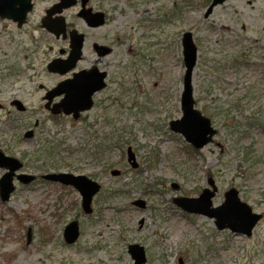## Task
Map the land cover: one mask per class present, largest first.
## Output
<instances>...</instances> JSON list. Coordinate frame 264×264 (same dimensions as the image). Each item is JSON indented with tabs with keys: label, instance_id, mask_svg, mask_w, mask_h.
Here are the masks:
<instances>
[{
	"label": "rangeland",
	"instance_id": "374dc122",
	"mask_svg": "<svg viewBox=\"0 0 264 264\" xmlns=\"http://www.w3.org/2000/svg\"><path fill=\"white\" fill-rule=\"evenodd\" d=\"M53 1L36 0L20 29L0 19V149L23 159L30 173L85 174L102 188L85 215L72 187L41 178L29 188L17 184L8 202L0 200V264H134L132 243L143 247V264H264V0H225L207 17L210 0H98L110 21L93 33L110 48L101 58L114 70L109 91L120 104L98 107L81 122L47 118L39 106L42 87L56 80L45 70L55 41L40 25ZM77 11L63 14L82 27ZM184 31L197 47L195 106L217 129L198 150L169 129L181 117ZM14 98L25 112L9 105ZM36 119L42 128L24 139L23 126ZM43 160L60 167L41 170ZM112 168L121 174L111 176ZM208 175L218 188L214 206L235 187L263 214L250 237L172 203L175 195L197 196ZM138 198L144 209L132 205ZM72 219L80 235L66 244L62 231Z\"/></svg>",
	"mask_w": 264,
	"mask_h": 264
},
{
	"label": "water",
	"instance_id": "95a60500",
	"mask_svg": "<svg viewBox=\"0 0 264 264\" xmlns=\"http://www.w3.org/2000/svg\"><path fill=\"white\" fill-rule=\"evenodd\" d=\"M87 0H81L82 7ZM224 0H211L204 16L207 17L214 6L222 3ZM75 0H59L54 6L46 10V15L41 19V26L52 32L56 36L60 32H65V21L62 16H57L51 19L54 13H61L62 9L69 8L75 5ZM32 9L31 0H0V18L9 19L16 22L18 27H21L26 22L27 13ZM90 26H97L102 24V14L92 13L90 9L81 8L77 13ZM70 34V55L66 60L55 59L47 65V70L52 72L64 73L70 69L75 60L77 59L82 44V35L78 34L76 30H71ZM182 56L184 64V75L182 83V92L180 96V108L182 115L179 119L171 120L169 127L172 131L180 133L184 139L190 143L194 148H202L207 143L211 142L212 137L216 134V129L211 125L208 117L204 116L198 109L194 108V99L192 96V72L197 58V48L192 40V35L189 31H185L181 36ZM67 63V64H66ZM103 74L97 79L92 78L93 83L101 80ZM80 81V75L75 74L70 80L71 87L66 86V82L59 83L51 92L50 96L64 92V99L54 105L51 110L53 114L63 113L65 115L72 114L74 118L78 117V112L89 109L91 107L90 96L94 90L103 87V83L96 85L95 89L87 94L81 93V89L75 85V82ZM82 99V103H76L74 99ZM11 104L16 106V109L23 111L24 107L18 100H13ZM31 131L24 134L25 138L31 137ZM127 160L131 166L135 168L137 163L134 161V154L131 149H127ZM22 163L10 156H6L0 151V167L7 169L0 178V199L6 201L9 199L11 192L14 189L13 176L15 171L19 170ZM112 175H118L119 170H112ZM16 178L23 182L28 183L34 179L33 175L18 174ZM43 178L49 181L59 182L64 185L73 186L81 195V206L85 213L91 212V199L92 196L98 191L99 184L85 175H73L67 172L48 173L43 175ZM208 184L211 189L204 188L197 197H173L172 202L189 213H198L214 218V224L218 229L228 228L235 234L246 236L251 235L252 228L256 222L261 218V214L253 213L251 207L245 202L241 201L238 196V191L231 187L224 193V201L212 207L211 198L214 196L216 187L211 177H208ZM176 188V185H172ZM140 207L144 206V201H135ZM30 229L27 231V238L29 240ZM79 235L78 224L76 220L69 222L64 230L63 237L66 243L70 244L75 242ZM128 252L130 253L135 264H143L146 259L144 256L142 246L138 244L128 245Z\"/></svg>",
	"mask_w": 264,
	"mask_h": 264
},
{
	"label": "flooded vegetation",
	"instance_id": "af4514ba",
	"mask_svg": "<svg viewBox=\"0 0 264 264\" xmlns=\"http://www.w3.org/2000/svg\"><path fill=\"white\" fill-rule=\"evenodd\" d=\"M33 1V9L35 7L36 0ZM58 0H54L51 4H49L47 7L43 9V12H46V10L55 4ZM94 1V5L91 6V3ZM98 0H87L85 3V8H89L92 13L94 12H101L102 13V19L103 23L98 26H89L84 20H82L80 17H77L79 20H81L82 27L78 26L76 23H69L66 22V31L65 33H60L58 36L50 34L52 36L53 41H55L54 46L56 47L55 52L52 54V56L48 59L47 63L54 59H60L64 60L68 58L71 48H70V34L69 31L71 29H76L78 33L82 34V45L80 48V53L75 60L72 68L67 70L66 72L60 74V73H53L46 71L48 75H51L56 78V80L49 86L42 87V95L40 97V102L39 106L42 107V109L46 112L47 118L50 119H57L59 117H65L72 119L71 116H64L62 114L60 115H51L49 113V109L53 108L55 104L60 103L64 96L65 93L62 92L61 94H54L53 97L48 98L46 97V93L48 90L53 89L59 82H66L67 87H71L70 80L73 78L75 74L80 75V81L75 82V85L81 89V93L87 94L88 92L92 91L95 89L96 85H99L100 83H104V88L101 90H94L91 95V102L92 106L89 110H84L81 111L78 119L76 120L77 122H81L84 118V114L91 112L94 109H97L98 107H104L108 108L114 103H119L117 99H115L113 92H110L109 90L111 89L113 85V73L114 70L109 67V64L106 60H102L101 57L108 53L110 51V48L106 45L99 44L100 37L96 34L93 33L95 31H98L100 28L104 27L109 21H110V16L109 13H107L102 5L98 4ZM76 6L78 9L81 7V0H76ZM32 9V10H33ZM56 15L54 14L51 16V18L55 17ZM20 29V28H19ZM93 33V38H96V40L91 39V34ZM90 38V41H89ZM89 41V42H88ZM46 63V64H47ZM104 73L103 80L102 82H97L96 84L91 81L92 78H99L100 75ZM106 92V97H101ZM77 103L81 104L82 99L79 97L78 100L76 101ZM120 104V103H119ZM11 106V105H10ZM0 108H4L3 105H0ZM13 108V107H12ZM42 122L36 119L33 125H25L23 126L22 130L23 133L25 130L29 129L32 130V138H34L38 134V129H41L40 127ZM12 126V125H11ZM40 127V128H39ZM31 138V139H32ZM4 152V151H3ZM6 153V152H4ZM23 162V172L25 173H30L29 171L24 170V160L21 159ZM46 173V172H44ZM44 173L40 174H35V180L32 181L30 184H23L20 183L22 189L24 188H29L31 184H33L35 181L39 180L41 175ZM17 185V183H16ZM15 185V188H16ZM98 195V194H97ZM96 195V197H97ZM96 197L93 199L95 201Z\"/></svg>",
	"mask_w": 264,
	"mask_h": 264
},
{
	"label": "trees",
	"instance_id": "16d2710c",
	"mask_svg": "<svg viewBox=\"0 0 264 264\" xmlns=\"http://www.w3.org/2000/svg\"><path fill=\"white\" fill-rule=\"evenodd\" d=\"M46 157H49V155H46ZM60 164H54V163H42L38 168L43 169V168H59Z\"/></svg>",
	"mask_w": 264,
	"mask_h": 264
}]
</instances>
